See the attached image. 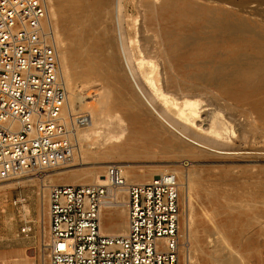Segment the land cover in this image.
<instances>
[{
	"label": "rangeland",
	"instance_id": "1",
	"mask_svg": "<svg viewBox=\"0 0 264 264\" xmlns=\"http://www.w3.org/2000/svg\"><path fill=\"white\" fill-rule=\"evenodd\" d=\"M120 2L119 22L117 0H81L78 6L72 0H48L55 15L49 31L52 37L57 32L60 63L64 55V79L71 95H75V81L77 93L86 98L104 95L101 102L92 99V109L81 113L103 118L108 107L119 102L114 110L135 126L129 97L137 93L119 49L121 30L130 49L126 48L131 54L127 55L132 56H128L130 64L139 74L136 79L149 92L140 62L146 58L143 62L157 66L158 87L150 93L156 103L200 101L204 127L209 125L206 112L220 110L236 133L219 142L225 145L220 149L236 154L204 150L179 135L175 141L190 144L198 155L175 148L168 140L173 138L170 132L156 134L159 119L146 115L141 119L148 134L147 140L145 135L140 137L147 143L144 149L106 159L74 160L49 172L46 184L66 185L62 184L68 178L66 172L102 163L124 172L132 167L140 175L153 177L163 171L184 170L189 177L181 180V264H264V0ZM89 49L95 51L92 58ZM93 64L101 70L88 71ZM97 134L107 136L104 131ZM27 175L30 180L27 177L12 188L3 189L8 181L0 182V264H49L48 252L38 239L41 182L36 175ZM84 178L82 173L70 177L75 182H84ZM47 221L46 211V244ZM25 226L32 227L29 235L22 233Z\"/></svg>",
	"mask_w": 264,
	"mask_h": 264
},
{
	"label": "built area",
	"instance_id": "2",
	"mask_svg": "<svg viewBox=\"0 0 264 264\" xmlns=\"http://www.w3.org/2000/svg\"><path fill=\"white\" fill-rule=\"evenodd\" d=\"M47 22L45 0H0V182L22 174L44 179L71 162L78 130L92 120L66 113L68 91ZM105 180L47 192L49 264H181L178 174L134 183L111 166ZM118 195L126 198L127 231L102 234V207Z\"/></svg>",
	"mask_w": 264,
	"mask_h": 264
},
{
	"label": "bare ground",
	"instance_id": "3",
	"mask_svg": "<svg viewBox=\"0 0 264 264\" xmlns=\"http://www.w3.org/2000/svg\"><path fill=\"white\" fill-rule=\"evenodd\" d=\"M48 8V27L50 26L52 17L55 18L54 11L51 12V6L48 3V0H45ZM74 5L78 6L81 2V0H72ZM120 12H121V2L120 0H117V15L118 20L120 22ZM70 19L71 21L74 19ZM117 22V23H119ZM236 25V24H235ZM234 25V26H235ZM239 28V27H238ZM121 29L120 23H119V30ZM55 30V29H54ZM241 31V30H240ZM243 31V30H242ZM241 31V32H242ZM249 31V30H248ZM236 32V31H235ZM251 32V31H250ZM54 43L56 47H58V35L56 34V30L54 31ZM234 33V32H233ZM247 33V32H246ZM52 34V33H51ZM232 34V33H231ZM123 34H121L120 30V36L121 39L120 42V52L123 56L125 66L127 67V74L129 75L130 79L134 83L135 91L137 95L134 93L129 97L130 98V106L132 107V119L134 120L135 126L132 127L130 125V121L124 118H120L119 115H123L120 112L114 110L115 107L118 105H121L119 102L114 103L108 107V113L105 117L99 118L96 116H91L92 120L91 122L84 128H80L77 133V152L71 162L66 164L65 166L55 169L51 172L60 170L64 167H67L71 165L76 160L78 161H86L88 159L96 158V159H106L109 157H116L120 156L122 152L127 151H136L140 149H144L145 146H147V143L141 140V136L145 135L144 138L148 139V134L146 131L143 130V124H142V117L146 115H154L159 119V123L157 126H155V132L157 135L164 136L167 132H170L171 135H173V138L168 139L172 144L173 147L179 148L180 150H183L185 152H189L191 154H196L195 149L190 146L195 145L201 149L204 150H215L219 151L220 154L225 155H234L235 152L226 151L220 149V146L223 148V144L219 142L227 141L232 136H236V133H232L233 129L229 127L228 121L224 118V115L220 112H206L207 117L206 121L209 125L203 126L201 124L202 121V113H203V107L201 106L202 103L197 100H182V101H176L173 99L172 102H167L165 106H161L156 103V97L154 95L150 94L152 92H156L158 87V82L156 80V75L158 73L157 66L154 63L150 62H143L145 59L142 60V63L140 62L141 66V75L144 79V81L147 83L149 88L151 89V92L149 90L147 91L144 89V85L141 86V83H138V79H136V76H138V72H134L133 66H131V60L132 56L130 53L127 52L128 45L125 46L124 38L122 37ZM262 36V35H260ZM259 36V37H260ZM149 38V37H148ZM84 38H81L83 40ZM190 45V44H189ZM84 50V49H83ZM128 50H130L128 48ZM90 51V49H89ZM140 51V50H139ZM130 52V51H129ZM86 53V51H85ZM127 53L129 55H127ZM89 57L92 58L95 54V51L88 52ZM129 56V57H128ZM255 56V55H254ZM252 57V55H251ZM256 57V56H255ZM258 58V57H257ZM134 59V58H133ZM142 59V58H141ZM241 60V59H240ZM138 61V60H137ZM141 61V60H140ZM138 63V62H137ZM66 62L65 57L62 55L61 60V77L64 83L66 84L67 91H68V102L66 107V113L67 114H75V113H81L84 112L85 109H92V107L95 105L93 103L92 99H97V102H101L102 98H104V95L100 96L97 94L94 97L86 98L85 95H82L84 93H77V84L73 82L74 86V93L75 95H71V89L69 87L68 80L64 79L66 75L63 73V69H66ZM139 65V64H138ZM136 65V66H138ZM88 71L99 72L101 69L97 65H90L87 69ZM137 70V69H136ZM138 74V75H137ZM159 74V73H158ZM140 75V76H141ZM158 77V76H157ZM66 78V77H65ZM141 80V77H139ZM139 80V82H141ZM204 82V81H203ZM249 84L246 83L245 86H248ZM105 90V89H103ZM106 93L105 91H103ZM102 92V93H103ZM99 93V92H97ZM103 93V94H104ZM108 95H110L107 92ZM185 95V94H184ZM102 96V97H101ZM106 97H109L105 94ZM139 97V98H138ZM108 99V98H107ZM143 102V104L140 102ZM107 101V100H106ZM85 103V104H84ZM145 106V107H144ZM241 112V111H240ZM228 114V113H227ZM91 115V113H90ZM121 121H120V120ZM202 125V126H201ZM243 126V125H242ZM248 126V125H247ZM122 127V128H121ZM137 127V128H136ZM100 131H104L107 136H99V135H105V134H97ZM122 131V132H121ZM199 132V133H198ZM247 133V132H245ZM155 134V133H154ZM180 136L183 138V140H186L185 142H176L174 137ZM102 138V140L98 141V138ZM179 138V137H178ZM144 139V140H145ZM181 139V138H179ZM182 140V139H181ZM149 141V140H148ZM226 144V143H225ZM219 146V148H218ZM214 148V149H213ZM216 148L218 150H216ZM224 149V148H223ZM222 150V151H220ZM171 151V150H170ZM233 152V153H232ZM75 160V161H74ZM102 163V162H100ZM103 164V163H102ZM102 164H97L89 169H83L81 171H73V172H66V175L68 176L67 179H64L62 184L66 185H92V184H101L104 185L106 183L105 175L106 171L105 169L108 168L107 166H104ZM126 176L129 178V180L133 181L134 183H148L150 182L154 177L152 175L144 176L140 175L136 172L135 168H126ZM175 172L179 176L180 184L181 180L185 178V176L188 178L189 176L185 173L184 170L176 169ZM82 173V176H85L84 182H75L73 179H70V177H74L75 175H79ZM168 173L167 171H163L161 174ZM48 174V173H47ZM34 175V174H33ZM70 176V177H69ZM30 180V176L27 174L18 175L15 178H12L8 181L6 186L3 187L5 189L6 187L12 188L13 185H20L26 179ZM47 177V175L45 176ZM38 179L41 182V193L38 201V221H39V227H38V239L41 243L42 247H45L47 250L48 243L46 244V194L52 187L51 185L46 184V179ZM152 178V179H151ZM48 179V178H47ZM151 179V180H150ZM131 181V182H132ZM3 186V185H2ZM1 189V187H0ZM127 206H126V198L125 196L118 195L117 202H114L112 199H108L106 203L102 207L101 211V221H100V230L102 234L105 235H121L125 234L127 231ZM208 216L207 213H205V217ZM47 224L49 226V219L47 221Z\"/></svg>",
	"mask_w": 264,
	"mask_h": 264
}]
</instances>
